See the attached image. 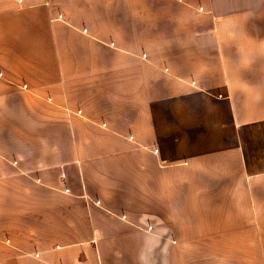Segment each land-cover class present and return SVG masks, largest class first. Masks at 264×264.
Listing matches in <instances>:
<instances>
[{"label":"crops","instance_id":"0c3cea01","mask_svg":"<svg viewBox=\"0 0 264 264\" xmlns=\"http://www.w3.org/2000/svg\"><path fill=\"white\" fill-rule=\"evenodd\" d=\"M260 123L264 0H0V264H264Z\"/></svg>","mask_w":264,"mask_h":264},{"label":"rangeland","instance_id":"374dc122","mask_svg":"<svg viewBox=\"0 0 264 264\" xmlns=\"http://www.w3.org/2000/svg\"><path fill=\"white\" fill-rule=\"evenodd\" d=\"M243 142L251 165L255 169L264 166V123L248 127L243 133Z\"/></svg>","mask_w":264,"mask_h":264},{"label":"built area","instance_id":"2783aa9c","mask_svg":"<svg viewBox=\"0 0 264 264\" xmlns=\"http://www.w3.org/2000/svg\"><path fill=\"white\" fill-rule=\"evenodd\" d=\"M22 88L28 89V86L24 84V85H22Z\"/></svg>","mask_w":264,"mask_h":264}]
</instances>
